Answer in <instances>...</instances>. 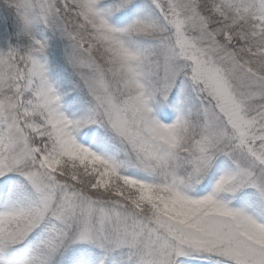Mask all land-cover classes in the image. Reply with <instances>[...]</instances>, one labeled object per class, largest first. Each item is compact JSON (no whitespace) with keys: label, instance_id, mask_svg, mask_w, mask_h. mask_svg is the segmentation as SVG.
Segmentation results:
<instances>
[{"label":"snow or ice","instance_id":"1","mask_svg":"<svg viewBox=\"0 0 264 264\" xmlns=\"http://www.w3.org/2000/svg\"><path fill=\"white\" fill-rule=\"evenodd\" d=\"M0 264H264V0H0Z\"/></svg>","mask_w":264,"mask_h":264}]
</instances>
